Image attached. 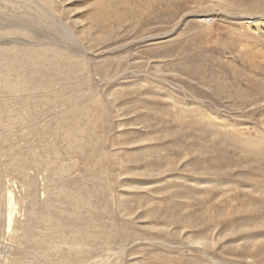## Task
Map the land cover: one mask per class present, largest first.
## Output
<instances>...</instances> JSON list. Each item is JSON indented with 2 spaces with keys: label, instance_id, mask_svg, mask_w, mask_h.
Here are the masks:
<instances>
[{
  "label": "rangeland",
  "instance_id": "1",
  "mask_svg": "<svg viewBox=\"0 0 264 264\" xmlns=\"http://www.w3.org/2000/svg\"><path fill=\"white\" fill-rule=\"evenodd\" d=\"M235 2L0 0V264H264V1Z\"/></svg>",
  "mask_w": 264,
  "mask_h": 264
},
{
  "label": "bare ground",
  "instance_id": "2",
  "mask_svg": "<svg viewBox=\"0 0 264 264\" xmlns=\"http://www.w3.org/2000/svg\"><path fill=\"white\" fill-rule=\"evenodd\" d=\"M233 1L235 0H230L231 4H233ZM264 0H236L235 3H237V7L235 6V9L237 8H240V10L238 11H241V12H247V11H253V12H259L260 9H261V5H262V2ZM222 2H224L225 6H227L229 4V0H222ZM162 5V4H161ZM104 13H102L101 15H103ZM263 74V73H262ZM264 75V74H263ZM261 94H259V98H261L260 100L258 101H263L264 102V89L261 90L260 92ZM242 104V103H241ZM260 107H262V104L260 105ZM254 165V164H253ZM210 196V195H209ZM5 199L6 201L11 204L12 203V194L10 191H7L6 192V195H5ZM4 199V200H5ZM15 200V199H14ZM7 205V204H6ZM206 208V207H205ZM10 216V215H9ZM8 216V218H9ZM258 222V220H257Z\"/></svg>",
  "mask_w": 264,
  "mask_h": 264
}]
</instances>
